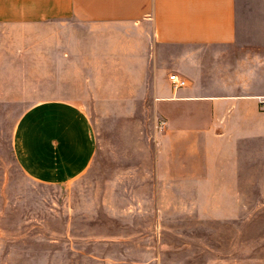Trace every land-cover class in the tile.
I'll return each mask as SVG.
<instances>
[{"label":"crops","instance_id":"0c3cea01","mask_svg":"<svg viewBox=\"0 0 264 264\" xmlns=\"http://www.w3.org/2000/svg\"><path fill=\"white\" fill-rule=\"evenodd\" d=\"M263 97L264 0H0V109L30 101L11 150L35 181L94 164V108L137 131L151 117L148 154L168 186H253L243 178L264 172Z\"/></svg>","mask_w":264,"mask_h":264},{"label":"rangeland","instance_id":"374dc122","mask_svg":"<svg viewBox=\"0 0 264 264\" xmlns=\"http://www.w3.org/2000/svg\"><path fill=\"white\" fill-rule=\"evenodd\" d=\"M28 104L0 109V264H264V172H246L253 186L239 189L168 186L148 154L151 117L137 131L86 108L101 141L94 164L69 182L41 183L11 150ZM239 194L244 203L225 201Z\"/></svg>","mask_w":264,"mask_h":264},{"label":"built area","instance_id":"2783aa9c","mask_svg":"<svg viewBox=\"0 0 264 264\" xmlns=\"http://www.w3.org/2000/svg\"><path fill=\"white\" fill-rule=\"evenodd\" d=\"M170 81H171L172 86L176 89L182 86H185L187 84V80L181 75H179L178 73H171ZM261 102H262V106L264 107V97L261 99ZM165 125H166V121L161 120L159 123V127L164 128Z\"/></svg>","mask_w":264,"mask_h":264}]
</instances>
